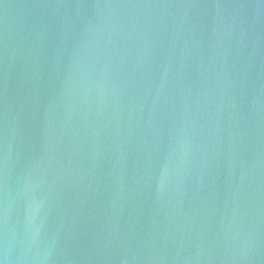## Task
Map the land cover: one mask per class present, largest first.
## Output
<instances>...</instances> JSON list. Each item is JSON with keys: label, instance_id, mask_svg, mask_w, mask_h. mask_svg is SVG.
Returning a JSON list of instances; mask_svg holds the SVG:
<instances>
[{"label": "water", "instance_id": "95a60500", "mask_svg": "<svg viewBox=\"0 0 264 264\" xmlns=\"http://www.w3.org/2000/svg\"><path fill=\"white\" fill-rule=\"evenodd\" d=\"M0 264H264V0H0Z\"/></svg>", "mask_w": 264, "mask_h": 264}]
</instances>
